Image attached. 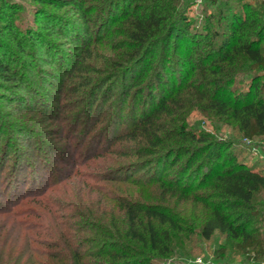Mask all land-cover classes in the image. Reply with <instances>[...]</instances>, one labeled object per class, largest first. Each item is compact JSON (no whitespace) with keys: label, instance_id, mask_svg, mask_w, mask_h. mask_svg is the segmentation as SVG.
Wrapping results in <instances>:
<instances>
[{"label":"trees","instance_id":"trees-1","mask_svg":"<svg viewBox=\"0 0 264 264\" xmlns=\"http://www.w3.org/2000/svg\"><path fill=\"white\" fill-rule=\"evenodd\" d=\"M32 1L30 20L0 0V100L57 127L63 147L32 142L27 124L12 132L64 167L38 189L51 166L0 144L15 161L0 264H155L176 236L216 232L264 259V168L189 122L264 140V0H203L214 12L199 23L194 0Z\"/></svg>","mask_w":264,"mask_h":264},{"label":"rangeland","instance_id":"rangeland-1","mask_svg":"<svg viewBox=\"0 0 264 264\" xmlns=\"http://www.w3.org/2000/svg\"><path fill=\"white\" fill-rule=\"evenodd\" d=\"M11 1H13L16 5H20L21 8L25 7L28 11V19L32 20V16H30L31 14H28L32 8V0ZM212 12H214V9L210 6V4L205 3L203 0H194V5L190 11V19L199 23L205 19L206 15ZM29 79H32V75L29 76ZM0 85H2L1 82ZM1 92L3 91L1 90L0 93ZM54 95L57 96L58 94L55 93ZM12 99L13 98L7 101L0 100V120L4 122V129L6 131V134L2 137L0 144L5 145V142L6 144L9 143L8 149L10 152L15 149H21L25 154L31 157V161H34L33 156H36V161L43 163V165L46 163L48 166H51L48 170L45 168L43 169V166H41L39 171L36 173V175H38L39 172L43 174L41 175V178H43L42 184L38 188L40 189L44 187L46 181H53L52 179H49L50 176L48 175L49 173H54L53 168L64 167V164L59 162V153L57 156L51 157L43 148V145H41V147L35 146L34 150L32 148H22L18 143V138L14 135V132H12L13 126L18 124H27L28 127L34 128L33 131L35 136L31 139L32 142H40L41 144V141L43 140L49 144H57L59 147H63L66 142L65 140H62V138L56 136V130L54 129L57 127L49 125L48 121L42 123L38 117L32 116L33 112L23 113L22 111L14 110V106L16 104ZM189 122L193 128L205 130L219 139H232V141L237 144L232 149L238 157H240V159H244L248 165L254 166L256 170L264 168V140L255 141L251 144L246 143V145H240V141L242 139L236 130L224 126L217 119H204L198 112L191 115ZM104 142L105 141H103V143ZM14 162V157L12 156L11 158L8 156L3 162L0 161V203H3V205H7L9 195H11V191L8 190L10 183H12L11 187H13V183H15V180L11 175ZM30 182L31 181L29 180L28 183ZM28 187L29 184L26 185V193H28ZM65 187V184L60 186V192L65 190ZM70 191L71 190H68L67 194L71 195ZM52 194H54V196H58L60 193L58 191L57 193L53 192ZM27 203L28 200H25V202L20 201V204L17 205V210H21L26 207L25 204ZM258 204L263 206V213L261 215V219L259 220L260 224L258 225V229L264 233V194L258 197L257 206ZM5 218V215H0V224L5 221ZM19 235L20 236L18 238L16 235H12L11 237V239L16 241V252L19 251L20 248L24 247L25 244L24 234L22 235L21 233ZM155 264H264V259L253 252L240 251L235 240L229 238L227 235H222L221 233L216 232L208 241L202 240L197 235L190 236L188 238H185V236L182 235L176 236L175 248L172 254L162 258V260Z\"/></svg>","mask_w":264,"mask_h":264},{"label":"built area","instance_id":"built-area-1","mask_svg":"<svg viewBox=\"0 0 264 264\" xmlns=\"http://www.w3.org/2000/svg\"><path fill=\"white\" fill-rule=\"evenodd\" d=\"M246 143H247V144H251V142H249V141H246Z\"/></svg>","mask_w":264,"mask_h":264}]
</instances>
